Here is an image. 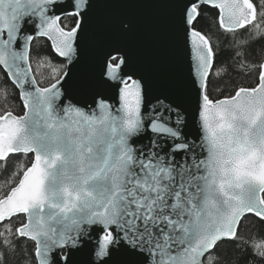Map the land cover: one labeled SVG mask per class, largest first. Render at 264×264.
I'll list each match as a JSON object with an SVG mask.
<instances>
[{
	"label": "snow or ice",
	"instance_id": "6c2138e0",
	"mask_svg": "<svg viewBox=\"0 0 264 264\" xmlns=\"http://www.w3.org/2000/svg\"><path fill=\"white\" fill-rule=\"evenodd\" d=\"M201 5L218 10L226 31L247 26L254 29L249 39H264V0L180 5L196 136L179 93L152 94L143 76L125 72L130 57L119 46L104 52L100 72L103 83L120 85L118 106L67 65L40 60L34 72L37 37L78 63L92 0H0V74L23 105L22 115L0 114V163L7 171L12 155L34 154L18 182L0 191V264H9L17 238L34 243L36 264H214L215 249L239 239L247 214L264 222V62L251 66L255 86L210 98L215 53L194 27ZM64 20L73 24L62 26ZM118 27L132 30L129 21ZM43 67L54 81L46 87L37 80ZM0 91L6 100L7 85ZM20 214V226L5 223ZM253 247L264 259V241Z\"/></svg>",
	"mask_w": 264,
	"mask_h": 264
},
{
	"label": "water",
	"instance_id": "95a60500",
	"mask_svg": "<svg viewBox=\"0 0 264 264\" xmlns=\"http://www.w3.org/2000/svg\"><path fill=\"white\" fill-rule=\"evenodd\" d=\"M92 2L88 24L77 41L78 63L71 64L60 57L68 66L67 70H70L79 81L87 83L91 91L99 92L106 102L118 106L120 85L111 81L108 83L101 81V62L109 46L125 49L130 57L125 72L135 71L137 78L143 76L152 94L164 92L176 96L179 93L178 99L188 108L185 113L189 123L188 130L198 136L199 132L193 124V93L190 88L191 45L180 21V5L184 0H92ZM218 17L219 12L217 19ZM120 21L131 22V32L121 33L118 27ZM48 42L51 46V42ZM52 51L55 53L53 49ZM46 86L48 84L42 87ZM17 91L19 95V90ZM13 114L22 115L23 110L20 114ZM31 156L32 159L25 169L34 160V154ZM86 258L84 255L80 257L82 260Z\"/></svg>",
	"mask_w": 264,
	"mask_h": 264
},
{
	"label": "trees",
	"instance_id": "16d2710c",
	"mask_svg": "<svg viewBox=\"0 0 264 264\" xmlns=\"http://www.w3.org/2000/svg\"><path fill=\"white\" fill-rule=\"evenodd\" d=\"M252 2L258 6L260 0H252ZM217 16L216 9L201 5L200 15L194 21V27L209 38L215 53L214 66L210 71L207 88L212 99L229 96L234 89L239 87L253 86L257 82L258 73L253 71L251 66L259 65L264 61V39H249L254 29L246 26L245 29L234 33L228 32L219 26ZM72 24L73 22L69 20L62 22V26L66 27ZM261 26L264 27V23ZM244 40H248L246 45L239 43ZM31 58L34 72L37 70V61L40 60H43L45 64L50 62L51 67L65 65V61L52 51L49 42L43 37H37L32 43ZM51 75L50 67L40 68L37 80L40 81L41 86H45L53 82ZM5 85H7L9 95L5 100L3 92L0 91V114L4 111L20 114L23 106L17 89L11 81H7L5 76L0 74V90ZM31 159V154L12 155L7 161V171H5L4 164L0 163V191L10 186L9 181L14 183L18 181ZM23 221L24 216L20 214L5 223L11 224L15 229ZM2 229L3 225H0V230ZM238 237L236 241L225 240L218 245L215 249L214 264H264V259L255 253L253 247L254 243L264 241V222L252 214H247L240 223ZM17 239L18 248L14 254L9 256V264H26L27 259H31L33 264H36L34 243L23 238Z\"/></svg>",
	"mask_w": 264,
	"mask_h": 264
}]
</instances>
